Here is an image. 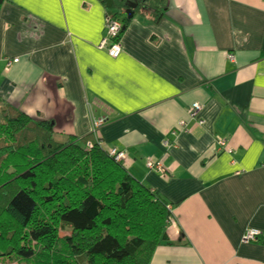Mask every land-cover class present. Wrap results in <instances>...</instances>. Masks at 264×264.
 I'll use <instances>...</instances> for the list:
<instances>
[{"label":"crops","instance_id":"crops-1","mask_svg":"<svg viewBox=\"0 0 264 264\" xmlns=\"http://www.w3.org/2000/svg\"><path fill=\"white\" fill-rule=\"evenodd\" d=\"M110 15L117 59L98 48ZM0 100L123 151L173 212L150 264H264V0H5ZM249 229L259 237L243 243Z\"/></svg>","mask_w":264,"mask_h":264},{"label":"trees","instance_id":"trees-1","mask_svg":"<svg viewBox=\"0 0 264 264\" xmlns=\"http://www.w3.org/2000/svg\"><path fill=\"white\" fill-rule=\"evenodd\" d=\"M61 136L0 100V264H150L170 204L91 135Z\"/></svg>","mask_w":264,"mask_h":264},{"label":"built area","instance_id":"built-area-1","mask_svg":"<svg viewBox=\"0 0 264 264\" xmlns=\"http://www.w3.org/2000/svg\"><path fill=\"white\" fill-rule=\"evenodd\" d=\"M122 29V24L117 18H113L112 16H107L104 23V31L101 40L99 41L98 48L106 51L107 55L112 59H117L121 53V46L119 43V35ZM228 60L233 61V55H228ZM18 59H12L6 61V67H9L12 63H16ZM200 111V105L194 103L188 109L187 113L189 118L196 119L198 124L202 125L203 121L199 120L198 114ZM105 118H100L98 120H92V131H96L100 127L106 124ZM179 126H184V122H180ZM217 144L220 148L224 147V142L219 139L216 140ZM162 144L165 148L169 147L168 141L166 138L162 139ZM108 154L116 161V162H124L125 155L122 151H119L117 148L108 149ZM230 151V150H229ZM231 152V151H230ZM147 167L149 169H157L159 172H163V169L158 166H154L152 163L147 162ZM259 237V232L255 229L247 230L242 236L243 243H253L257 241Z\"/></svg>","mask_w":264,"mask_h":264},{"label":"water","instance_id":"water-1","mask_svg":"<svg viewBox=\"0 0 264 264\" xmlns=\"http://www.w3.org/2000/svg\"><path fill=\"white\" fill-rule=\"evenodd\" d=\"M105 4H106V7H111L112 5V0H104ZM126 10H125V16H126V19L127 20H131L134 13H133V9L136 7V4L134 3H127V6H126ZM124 29V27H122V30Z\"/></svg>","mask_w":264,"mask_h":264},{"label":"rangeland","instance_id":"rangeland-1","mask_svg":"<svg viewBox=\"0 0 264 264\" xmlns=\"http://www.w3.org/2000/svg\"><path fill=\"white\" fill-rule=\"evenodd\" d=\"M112 9V8H111ZM119 16V18L121 19L122 18V20H123V18H125V14L124 13H120V15H118ZM101 129V127L97 130V131H99ZM96 131V132H97ZM65 135H62L58 140L60 141V142H65V140H66V138L64 137ZM64 137V138H63ZM7 264H10V263H7Z\"/></svg>","mask_w":264,"mask_h":264}]
</instances>
